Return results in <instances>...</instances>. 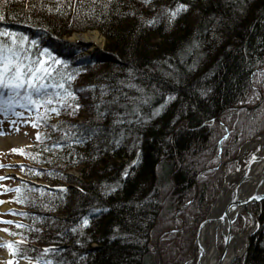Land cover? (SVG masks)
Masks as SVG:
<instances>
[{"label": "trees", "instance_id": "trees-1", "mask_svg": "<svg viewBox=\"0 0 264 264\" xmlns=\"http://www.w3.org/2000/svg\"><path fill=\"white\" fill-rule=\"evenodd\" d=\"M58 3L61 11L42 7ZM177 4L188 8L169 21L165 10ZM0 14V29L38 41L32 56L48 48L67 62L54 67L75 75L70 103L80 105L50 113L22 153L30 180L12 198L15 254L45 264H147L162 183L173 206L186 202L214 166L202 159L207 142L217 155L232 133L222 112L252 117L264 107L236 109L264 68V0H0ZM93 29L102 49L64 39ZM202 184L187 206L190 222L202 220L214 195ZM254 213L242 264H264V200ZM85 216L89 224L77 228ZM49 247L57 251L44 253Z\"/></svg>", "mask_w": 264, "mask_h": 264}, {"label": "rangeland", "instance_id": "rangeland-1", "mask_svg": "<svg viewBox=\"0 0 264 264\" xmlns=\"http://www.w3.org/2000/svg\"><path fill=\"white\" fill-rule=\"evenodd\" d=\"M87 31H97L101 35L102 43L93 49H102L104 46L103 35L95 29L86 30L84 32ZM84 32H77L73 34H80ZM73 34L64 37V39L71 41L70 37ZM250 79L251 92L244 103L240 104V106L236 108L238 109L237 113H239L245 107L253 109L258 107V105H264V94L262 92V90H264V68L255 70ZM263 109L264 107L261 111H263ZM14 111L23 112L24 115L18 117L13 114ZM261 111L253 112L252 117H254L252 120L251 115L247 116L250 113H246L245 115L242 113L235 117L230 112H222L220 117L223 116V123L224 121H229V127L232 133L228 136V138H221L222 140H219L216 144L219 146L217 149L219 150V153L217 155H220V149L221 151L223 150L222 152H224L221 158H219V156L216 155V151L211 148V143L207 142L206 144V149L204 150L205 153L203 154L202 159L209 158V164L212 163L216 168L214 166H207L204 171L206 174L203 180L206 182L202 181V183H206L209 186H206L209 188L208 191H212L214 195L212 200L207 205V209H205L203 212L202 220L190 222L188 219L190 218L188 217L190 210L189 207H187L191 205L192 202L193 204H196L195 202L198 197V188L202 183L198 184L196 181L193 191H190L188 194L189 198L187 201L183 202L182 204H176L175 206H173L171 203L172 190L168 186L169 184L162 183L160 186L161 209L155 223V227L151 233L149 250L150 260L147 262V264H196L198 257V249L195 245L197 228L207 216L208 211L211 210V206L213 205L215 198L222 190L223 174H238L241 167L247 166V164L252 160L253 154L256 153L257 149L254 147L247 150L246 152L243 150L241 155L243 157L242 161H239L238 159L242 146L253 139H257L262 133H264V118L261 119L259 116L262 114ZM220 117L218 118V121L221 122L222 119ZM36 118V113L32 115L28 110H24L21 107L10 109L6 114H0V133H2L0 134V139L4 140H2L3 143L0 146V165H4L3 167H0V177H5L0 179V201H3V203H0V251L6 250L11 256L13 253L9 251L5 241L7 240L8 232L12 231L15 226L12 224L7 226L3 221L12 217L5 215V213H1L9 209L12 205L9 199L13 193L10 192V189L18 184L20 178L21 180L26 178L25 171L21 166H28L29 162L25 156H22V153L29 145L35 142L36 130L31 123H24L23 121H34ZM257 118L258 120L256 121ZM9 137L18 138L19 143L10 141ZM212 141L214 142V140ZM12 149H22V152L11 151ZM214 170H218L217 172L221 176V181H219L217 188L215 187L216 182H214L215 174L211 173ZM235 180L237 181L238 179ZM235 180H233L229 186L234 185V182H236ZM32 181L35 182L37 180ZM39 182L42 181L39 180ZM255 204L256 203L252 204L249 211L254 216L256 223H253V220L249 216L248 212L245 211L232 225L233 233L244 231L249 234L251 231V234L252 231L256 229L258 223L254 213ZM14 219L18 220L19 218L14 216ZM4 229H7L8 231H3ZM222 243L223 242L221 240V234L219 231L217 234V244L220 250L222 249ZM246 244L247 241L241 243L238 246V249L241 251L245 250ZM242 257L243 255H241L240 258H236L231 264H242ZM236 261L238 263H235Z\"/></svg>", "mask_w": 264, "mask_h": 264}, {"label": "snow or ice", "instance_id": "snow-or-ice-1", "mask_svg": "<svg viewBox=\"0 0 264 264\" xmlns=\"http://www.w3.org/2000/svg\"><path fill=\"white\" fill-rule=\"evenodd\" d=\"M147 2L148 0H145V3ZM69 6L71 7V5ZM42 7H46L49 12L61 11L62 4L58 3L55 8L47 5H42ZM187 8V4H177L176 8L166 9L165 11L169 13V21H171L179 12ZM4 18V15L0 14V21L4 20ZM154 21L155 18L146 21V23L152 24ZM0 37L7 40V42L0 40V114H6L8 110L14 109L15 105H19L30 113L32 111L36 112V120H25L23 122L31 123L33 127H37L42 120L47 121L50 118V113L59 115L62 108H73V111H75L80 107L79 104L73 105L70 103V101H75L76 99L75 91L71 88V82L75 79V75L68 73L66 69L61 72L54 67L56 65L63 66L67 63L66 61L53 56L48 48L39 50L38 56H32L30 49L38 41L31 40L29 42V38L23 34H17L8 29H0ZM43 57L48 58L47 64ZM52 81L56 82L53 83ZM13 114L18 117L24 115L20 111H14ZM52 127L55 128L56 125H52ZM36 137L40 139L41 134L36 133ZM75 142L80 141L76 140ZM54 147L59 148L61 145L57 143ZM11 151L22 152V149H12ZM252 159H256L254 154ZM132 163L135 164L136 161ZM3 166L0 165V167ZM124 174L127 175V171ZM3 178L5 177H0V179ZM14 190L20 191L19 188ZM0 203H3V201H0ZM3 222L12 223V221ZM88 224L89 219L85 216L82 218V224H78L77 228L87 226ZM3 231L8 230L4 229ZM73 231H76V229L74 228ZM7 247L14 255L15 250L13 249L12 242H7ZM55 251L57 250L51 247L43 249L44 253ZM202 251L203 249H201ZM7 264H13V261L8 260ZM46 264H52V261L48 260Z\"/></svg>", "mask_w": 264, "mask_h": 264}, {"label": "bare ground", "instance_id": "bare-ground-1", "mask_svg": "<svg viewBox=\"0 0 264 264\" xmlns=\"http://www.w3.org/2000/svg\"><path fill=\"white\" fill-rule=\"evenodd\" d=\"M72 42H77L81 46H87L89 42V49H93L102 43V37L97 31H87L80 34H73L70 37ZM10 141L14 143H19V139L16 137H9ZM3 139H0V146L2 145ZM255 148L256 153L254 154L256 159H252L247 166H242L239 170V175L236 173L223 174V190L219 197L216 199L215 203L211 206V210L208 211V221L205 222L200 229L198 241L195 243L196 248L200 250L201 256L196 261V264H231L233 257L239 256L241 250L238 246L247 241V233L240 231L238 233H233L227 241L225 251L222 258L220 259L221 250L217 244V234L222 231L225 233L227 219L232 218L234 215L233 209H230L227 216L224 217L223 222H218L217 217L221 211L225 208L226 204L230 199L234 198L238 200H250L252 195H260L264 193V133H262L257 139L246 143L241 148V153L238 157L239 161H242V152H246L251 148ZM244 175V180L239 184L237 189L231 190L232 186L230 183L238 179L240 175ZM236 181V180H235ZM235 183V182H234ZM237 206V204H236ZM246 208H249L246 207ZM245 205L239 208L238 214L234 221L245 212ZM228 217V218H227ZM222 232V234H223ZM223 247V246H222ZM8 260H12L13 264H42L41 262L14 259L6 250L0 251V264H7Z\"/></svg>", "mask_w": 264, "mask_h": 264}, {"label": "water", "instance_id": "water-1", "mask_svg": "<svg viewBox=\"0 0 264 264\" xmlns=\"http://www.w3.org/2000/svg\"><path fill=\"white\" fill-rule=\"evenodd\" d=\"M86 45L88 46V45H89V42H87ZM242 153H243V152H242ZM244 175H245V174L240 175L238 181L232 186V188H231L232 191H234V189H237V188H238L239 184L244 180ZM222 190H223V186H222ZM222 190H221V192H222ZM221 192H220V193H221ZM219 195H220V194L217 195V197L215 198V200H214L213 203H215V201H216V199L219 197ZM257 197H259V198H257ZM249 199H250V200H248V198H247L246 200H242V201H241V200L236 201L237 199H234V198L230 199V201H228V203L226 204L225 208L221 211V213H220V214L218 215V217H217V221H218V222H223L224 217L227 216L228 211H229L230 209L235 210V211H234V215L232 216V218L227 219L228 222H227V225H226L225 233L223 232V227L221 228V230H222V231H221V235H222V238H223V249H222V251H221L220 259L222 258L223 253H224V251H225V248H226V245H227V241H228L229 237L232 235L231 227H232V225H233V223H234V220H235V218H236V216H237V214H238L239 208H240L242 205H245V208L249 206V208H246L245 211L248 212L249 216H250L251 219L253 220V223H256V220H255L254 216L252 215V213L249 211V209L251 208L252 204L257 203V202H259V201H261V200H264V193H263V194H260V195H257V196H256V195H252V196H250ZM236 204H237V206H236ZM221 217H223V218L221 219ZM227 218H228V217H227ZM208 220H209V219H208V216H206L205 219L199 224V226H198V228H197V231H196L195 243L198 241V237H199L200 229L202 228L203 224H204L205 222H207ZM222 232H223V234H222ZM250 232H251V231H250ZM250 232H249V234H250ZM249 234L247 233V236H248V237H247L246 249H247L248 242H249V239H248V238H249ZM195 245H196V244H195ZM246 249H245V250H246ZM245 250H242L239 256L233 257L232 261L235 260L236 258H240L241 255H243V253L245 252ZM201 254H202V253H201L200 250L198 249V257H197L198 259L200 258Z\"/></svg>", "mask_w": 264, "mask_h": 264}]
</instances>
